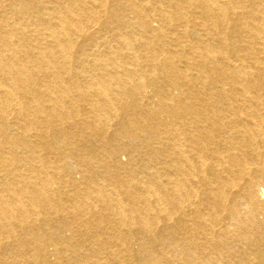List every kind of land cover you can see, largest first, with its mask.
Masks as SVG:
<instances>
[{
	"label": "bare ground",
	"instance_id": "6f19581e",
	"mask_svg": "<svg viewBox=\"0 0 264 264\" xmlns=\"http://www.w3.org/2000/svg\"><path fill=\"white\" fill-rule=\"evenodd\" d=\"M0 264H264V0H0Z\"/></svg>",
	"mask_w": 264,
	"mask_h": 264
}]
</instances>
